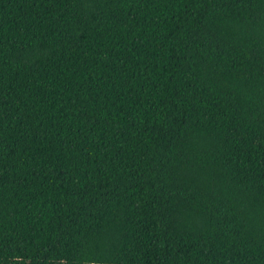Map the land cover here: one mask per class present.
Returning a JSON list of instances; mask_svg holds the SVG:
<instances>
[{
    "label": "trees",
    "instance_id": "trees-1",
    "mask_svg": "<svg viewBox=\"0 0 264 264\" xmlns=\"http://www.w3.org/2000/svg\"><path fill=\"white\" fill-rule=\"evenodd\" d=\"M0 264H264V0H0Z\"/></svg>",
    "mask_w": 264,
    "mask_h": 264
}]
</instances>
